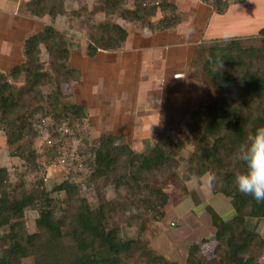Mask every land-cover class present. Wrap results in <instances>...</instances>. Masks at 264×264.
<instances>
[{
	"label": "trees",
	"instance_id": "obj_1",
	"mask_svg": "<svg viewBox=\"0 0 264 264\" xmlns=\"http://www.w3.org/2000/svg\"><path fill=\"white\" fill-rule=\"evenodd\" d=\"M107 17L148 26L152 31L176 29L180 24L176 5L169 0H94ZM210 0H203L208 4ZM49 0H31L27 10L36 17L53 15ZM129 5L132 8H129ZM212 9L224 15L228 3L215 0ZM160 13L166 16L152 22ZM100 34L88 47V56L95 58L99 50L118 52L127 41V31L118 24H103ZM258 37L200 43L191 60L192 73L203 83L217 89L220 95L205 100L191 113V124L184 140L156 144L150 151L138 154L129 145H118L112 135L103 134L89 146L93 155L90 179L100 196L98 208H92L81 197L80 185L72 178L45 190L44 180L19 183L9 180L8 170L0 168V264H123L139 254L141 264H178L167 260L138 240H126L118 229L110 226L114 213L99 189L110 185L124 190L130 197L139 198L140 206L157 214L169 201L158 186L175 168L176 158L186 144L195 152L191 168L198 178L213 173V192L231 200L235 213L223 219L211 207L217 244L214 257L207 258L201 244L189 246L184 264H260L264 237L248 227L250 219L264 220V203L239 193L233 176L241 165L234 153L246 135L264 126V30ZM42 47L51 58L48 71L41 60ZM25 62L14 66L8 75L0 73V132L6 135L11 156L20 157L38 178L44 165L51 166L59 156L58 144L78 132L87 118L86 110L77 104L57 106L61 86L74 80L69 63L71 53L65 39L54 28L46 27L32 35L24 45ZM194 76V77H195ZM25 81L15 92L12 81ZM55 87L58 97L43 95V88ZM47 126L52 147L40 155L33 147L40 136V122ZM64 198H53L52 194ZM38 214L36 231L30 233L25 222L26 210ZM8 229L6 234H1ZM143 230V229H142Z\"/></svg>",
	"mask_w": 264,
	"mask_h": 264
},
{
	"label": "rangeland",
	"instance_id": "obj_2",
	"mask_svg": "<svg viewBox=\"0 0 264 264\" xmlns=\"http://www.w3.org/2000/svg\"><path fill=\"white\" fill-rule=\"evenodd\" d=\"M28 1L31 0H17L14 10L17 13L15 18L19 16L14 23L16 30L10 34L9 26H0V73L8 75L14 66L25 62L24 45L29 37L46 27L54 28L65 39L71 53L69 65L74 72L73 82L61 86L58 109L61 111L66 104L81 105L87 118L77 133L65 132L72 136L71 140L58 144L59 156L51 166L42 167L38 178H34L25 161L11 156L6 135L0 132V168L8 170L9 180L14 184L19 183L22 176L27 183L44 180L45 190L49 193L72 178L81 187V197L92 208H98L101 199L90 179L93 155L83 140L87 139L92 146L101 135H112L116 144L129 145L138 154L150 151L158 143L184 140L186 129L192 122V111L203 101L220 95L217 89L199 81L192 73L191 60L198 42L248 39L260 36L264 30V0H224L228 3L226 13L219 15L212 11L211 28L206 33L204 21L209 23L210 15L197 5L203 0H190V9L179 7L177 12L180 26L185 27L195 19L201 25L197 33H187L190 29L183 35V39L189 42L185 48L162 49L155 41L152 43L151 30L147 29L144 34L140 33L141 47L138 50L131 49L130 45L120 52L101 49L95 58H91L87 54L88 47L100 34V27L117 22L126 25L121 18L107 17L94 0H49L53 15L36 17L27 10ZM214 2L210 0L206 5L212 7ZM159 16L152 21L156 22ZM127 26L134 37L137 35L133 30L143 29L140 25L136 30L129 24ZM41 50V60L51 71V58L44 47ZM12 83L16 93L25 86L24 80ZM51 93L54 98L58 97L55 87L43 88L45 97ZM50 124V120L40 122V136L33 143L40 155H45L52 147L46 128ZM194 152L195 147L186 144L178 153L175 168L160 181L158 187L169 196L168 203L160 209L162 216L140 206L139 198L130 197L124 190L110 185L99 189L105 200L113 205L114 213L109 223L120 231L122 238L138 240L149 250L178 264L185 263L189 246L201 244L202 240L208 241L201 244L204 255L209 259L214 257L217 244L213 241L215 229L208 207L223 219L234 215L231 211L233 202L213 192V173L198 178L193 172L191 159ZM52 197L61 200L64 195L54 193ZM37 218L36 212L26 210L25 222L30 233L36 231ZM248 227L264 237V220L250 219ZM7 231L4 229L1 234ZM24 264H33V260ZM123 264H141V257L135 254ZM260 264H264V251Z\"/></svg>",
	"mask_w": 264,
	"mask_h": 264
},
{
	"label": "crops",
	"instance_id": "obj_3",
	"mask_svg": "<svg viewBox=\"0 0 264 264\" xmlns=\"http://www.w3.org/2000/svg\"><path fill=\"white\" fill-rule=\"evenodd\" d=\"M169 2L174 4V5H176L177 12L180 9L179 7H184V8L190 9V7H189L190 0H169ZM17 5H18L17 0H0V26L3 27L4 24L9 26L10 34H11V32H13V30H16V25L14 23H15L16 18H18L19 16L17 15V17L15 18L17 13L15 14L14 10H15V6H17ZM197 5L199 6V8H201L200 10L204 9V10H206L208 12V15H210L209 23H206L204 21V24H205L204 26H206L204 33H206V31H208L211 28L210 27L211 26V20H212V18L214 16V13L212 12L213 9H212V7L204 4L203 1H202V3H198L197 2ZM211 12H212V14H211ZM159 15L161 17L159 16L157 21L154 22V23H157L160 19H162V18H164L166 16V14H164V13H160ZM123 22L126 25L122 26V25H120V23L117 22V24L120 25L121 27H123L128 33L127 41L124 43L123 47L127 48L130 45V47H132L131 49L138 50V48L141 47V43L139 41V38L142 37L141 36L142 34H144L143 31L148 29L149 32H150V29L148 28V26H143L142 30H139V31H134L133 30V32L137 35V36L134 37L133 35L130 34V31H129L130 29H128L127 25L129 24L131 26V29H135V30L139 29V27L137 28L138 25H134V23L129 22V21H124L123 20ZM200 25H201V22H197V20L195 19L193 21V23L192 22H191V24L187 23V25H185V27H182L179 24V26L176 29H173V30H168V31H164V32H160V31L152 32L151 31L150 34L152 36V38H151L152 43H154V41H155V44H158V47H160L162 49L166 48V50H171L173 48V46H178L179 48H182V47L185 48V46L189 45V42L185 41L183 39L184 38L183 35L185 36V34H187V33H189V34L197 33V31L199 30ZM133 27H135V28H133ZM186 27H187V29H186ZM187 30H190V31L186 33ZM140 33H142V34H140ZM131 37H132V41H131ZM175 40L177 42H175ZM200 43L201 42L199 41L198 44H200ZM8 44L9 43H7V47H8ZM120 51H118V52H120ZM99 52H100V50H99ZM104 52H106V51H104ZM233 206H234V204H233ZM231 211H232V213H233V211L235 213V206L233 207V209L231 208ZM230 212H228V213H230Z\"/></svg>",
	"mask_w": 264,
	"mask_h": 264
},
{
	"label": "clouds",
	"instance_id": "obj_4",
	"mask_svg": "<svg viewBox=\"0 0 264 264\" xmlns=\"http://www.w3.org/2000/svg\"><path fill=\"white\" fill-rule=\"evenodd\" d=\"M234 155L241 165L233 176L236 190L264 203V126L248 133Z\"/></svg>",
	"mask_w": 264,
	"mask_h": 264
}]
</instances>
